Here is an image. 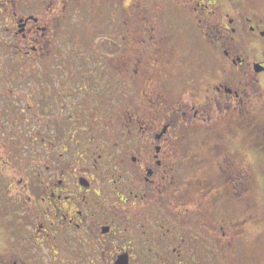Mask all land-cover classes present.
<instances>
[{"label": "flooded vegetation", "instance_id": "1", "mask_svg": "<svg viewBox=\"0 0 264 264\" xmlns=\"http://www.w3.org/2000/svg\"><path fill=\"white\" fill-rule=\"evenodd\" d=\"M257 98L264 0H0V264H262Z\"/></svg>", "mask_w": 264, "mask_h": 264}, {"label": "rangeland", "instance_id": "2", "mask_svg": "<svg viewBox=\"0 0 264 264\" xmlns=\"http://www.w3.org/2000/svg\"><path fill=\"white\" fill-rule=\"evenodd\" d=\"M87 19L88 18L85 17L83 20L78 21V24L77 23L71 24L70 27L73 26V29H75L76 27H79V25H82L83 22H85V20ZM91 22L93 21L91 20ZM73 32L74 34H78V35H73V37L81 38L84 36V32H81L80 30H73ZM74 50H77V49L74 48ZM102 50H103V47H102ZM196 56L194 57L195 60H196ZM75 57L78 58V55L76 56V53H74V55L70 57L68 55V60L72 58L71 60L76 61ZM82 60H85V59H82ZM114 64H115V61H114ZM68 65L69 67H72L71 65H74V64H68ZM89 65L91 66L97 65L99 66V72L107 74L108 73L107 67L110 64H104V65L103 64H89ZM20 66H24V65L20 64ZM34 66L36 67V70L39 72V70L43 68L42 66H44V64H35ZM25 71H26L25 68L24 69L21 68V72H25ZM9 74L10 73L3 71L1 76L4 77ZM67 75L73 76L72 69H69V74ZM255 101H256L255 102L256 106L254 108L256 109V120H258L259 124L264 127V100L257 98ZM153 112H154L153 110L148 108L147 110L148 119H151L154 117ZM253 160L256 162L258 171H259L258 181L252 180L250 182V186H251L250 188H253L254 190L252 193H250V195L248 194L249 196L246 195L244 197V201L248 202V205H245V206L252 207L254 214H253V218H250L247 216V214L244 213V217H245V220H249V221L254 220L253 227H250L251 229L249 233L251 236H253L251 240L253 241L255 239V241L252 244H250L251 247L249 251L256 257L260 254L261 260L263 261L262 264H264V152L259 151L255 153Z\"/></svg>", "mask_w": 264, "mask_h": 264}, {"label": "water", "instance_id": "3", "mask_svg": "<svg viewBox=\"0 0 264 264\" xmlns=\"http://www.w3.org/2000/svg\"><path fill=\"white\" fill-rule=\"evenodd\" d=\"M256 69H257V71H259V70H258V65L256 66Z\"/></svg>", "mask_w": 264, "mask_h": 264}]
</instances>
